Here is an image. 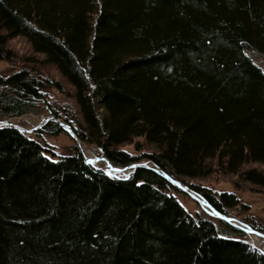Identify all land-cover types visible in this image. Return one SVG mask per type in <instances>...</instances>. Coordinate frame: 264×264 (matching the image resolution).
<instances>
[{
	"label": "trees",
	"instance_id": "trees-1",
	"mask_svg": "<svg viewBox=\"0 0 264 264\" xmlns=\"http://www.w3.org/2000/svg\"><path fill=\"white\" fill-rule=\"evenodd\" d=\"M261 57L264 0H0V119L48 110L113 166L145 160L237 216L213 183L264 193ZM62 131L0 127V264H264L160 173L56 154L42 136Z\"/></svg>",
	"mask_w": 264,
	"mask_h": 264
},
{
	"label": "rangeland",
	"instance_id": "rangeland-1",
	"mask_svg": "<svg viewBox=\"0 0 264 264\" xmlns=\"http://www.w3.org/2000/svg\"><path fill=\"white\" fill-rule=\"evenodd\" d=\"M11 44L14 46V48H17L19 51L26 50V45L22 40L15 39L11 41ZM256 62H258L261 66L262 69L264 70V57L255 59ZM8 67L5 64V62L0 63V72L2 71H7ZM47 73H55L54 70H46ZM57 75V74H56ZM52 92V97L49 99L51 100V103H55L56 99H61L63 98L62 95L58 94L57 91H51ZM53 115L50 111L44 110L38 113L34 112H27L25 114L19 115V116H14V117H8V118H1L3 120H7L8 123L10 124H15L21 128H23L24 132L32 134V131L35 129L39 128L37 127L40 122L43 120L44 117ZM58 118L57 116H55ZM61 122H63L60 118H58ZM54 121V120H53ZM64 123V122H63ZM42 126V125H41ZM40 126V127H41ZM1 127V126H0ZM3 127V126H2ZM36 127V128H35ZM71 128V127H70ZM72 130V129H71ZM23 131V130H22ZM42 139L46 141L51 148L54 150L56 154H67L70 151V148L76 144L79 149L81 150L83 156L87 158L88 160L91 161L90 164L94 165L95 167H101L103 170L106 172L116 175V176H126L131 172V167H129L126 170L120 171V172H114L112 171L108 165L100 159L103 155L96 146H93L91 144H87L84 142H81L80 140L76 141L70 133L66 130L62 131L61 133L57 135H47L44 134L42 136ZM91 158V159H90ZM138 164L141 165H151L149 162L145 160H141L140 162H137ZM152 166V165H151ZM117 168V167H115ZM180 183V182H179ZM182 186L186 188V191H175L174 194H176V197L178 201L182 204V206L190 211L191 213H200L202 215L211 217L213 222L215 224L218 223L219 218L215 216L209 208L206 206L202 205L201 201L203 199L201 198L200 195L186 187L184 184L180 183ZM213 185L217 186L218 188H227V189H232L236 194L243 200L244 203L247 204V208L245 209H237L233 213H235L237 216H231V224L234 223L233 225L237 226L236 224H246L244 221L241 220V218L247 217L248 219H252L256 223H260L264 225V193L260 190H255L249 187H242L241 189L235 188L231 182L227 181H218L217 179L214 180ZM193 194L196 198H193L190 194ZM243 208V207H242ZM229 222V223H230ZM249 226V225H248ZM239 227V226H238ZM241 228V227H240ZM252 228V227H250ZM242 229V228H241ZM253 229V228H252ZM243 230V229H242ZM245 236L242 237L243 239L249 241L257 250L261 251L264 253V237H261L253 232L250 231H245ZM261 232V231H259ZM264 233V232H262Z\"/></svg>",
	"mask_w": 264,
	"mask_h": 264
},
{
	"label": "water",
	"instance_id": "water-1",
	"mask_svg": "<svg viewBox=\"0 0 264 264\" xmlns=\"http://www.w3.org/2000/svg\"><path fill=\"white\" fill-rule=\"evenodd\" d=\"M48 120H54L61 128H63L64 130L68 131L70 133V135L72 136V138H74L76 141L77 138L75 136V134L73 133V131L71 130L70 126L61 122L58 118H56L55 116L53 115H49V116H46L43 118V120L40 122V124L37 126V127H40L41 125H43L45 122H47ZM0 126H14V127H17L23 131H26L24 130L23 128L15 125V124H10L7 122V120H3V119H0ZM36 128V127H35ZM100 159H102L107 165L108 167L114 171V172H120V171H123V170H126L128 169L129 167H131V171L134 170L136 167L138 166H145V167H148L150 169H152L153 171L157 172V173H160L164 178H166L169 182L173 183L175 186L179 187L181 190L183 191H186V188L184 186H182L178 181L172 179L171 177H169L168 175L164 174V173H161L160 170L154 166H151V165H141V164H138V163H132L128 166H124V167H117L115 168V166H113L104 156H102ZM84 160L88 163H91L90 160H88L87 158L84 157ZM193 198H196L195 196H193V194L191 193L190 194ZM197 199V198H196ZM198 201H200L199 199H197ZM202 205L208 207L211 212L217 216L218 218H221L225 221H228L230 222L231 218L230 217H227V216H224V215H221L218 211H216L213 207L210 206V204H208L206 201H201ZM231 223V222H230ZM237 226L241 227L243 230L245 231H250V232H253L261 237H264V233L262 232H259L255 229H252L250 228V226H248L247 224H244V223H240V224H236Z\"/></svg>",
	"mask_w": 264,
	"mask_h": 264
},
{
	"label": "bare ground",
	"instance_id": "bare-ground-1",
	"mask_svg": "<svg viewBox=\"0 0 264 264\" xmlns=\"http://www.w3.org/2000/svg\"><path fill=\"white\" fill-rule=\"evenodd\" d=\"M91 159V158H90ZM209 204V203H208ZM232 224H234V223H232Z\"/></svg>",
	"mask_w": 264,
	"mask_h": 264
}]
</instances>
